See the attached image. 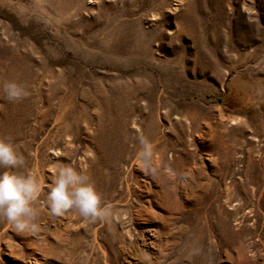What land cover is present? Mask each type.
Here are the masks:
<instances>
[{"label":"rangeland","instance_id":"obj_1","mask_svg":"<svg viewBox=\"0 0 264 264\" xmlns=\"http://www.w3.org/2000/svg\"><path fill=\"white\" fill-rule=\"evenodd\" d=\"M177 2L0 0V82L28 92L0 139L40 189L0 264H264V0ZM53 164L109 217L50 214Z\"/></svg>","mask_w":264,"mask_h":264},{"label":"clouds","instance_id":"obj_2","mask_svg":"<svg viewBox=\"0 0 264 264\" xmlns=\"http://www.w3.org/2000/svg\"><path fill=\"white\" fill-rule=\"evenodd\" d=\"M0 94L9 102L19 101L28 95L25 88L15 81L0 82ZM140 156L151 154V146L145 142ZM23 164L14 145L0 139V219L17 231H34L36 211L32 207L39 192L34 176L18 174L14 169ZM53 176L46 196L47 208L53 216L62 215L72 209L84 219H107L110 209L101 206L100 196L89 177L70 164L51 166Z\"/></svg>","mask_w":264,"mask_h":264},{"label":"bare ground","instance_id":"obj_3","mask_svg":"<svg viewBox=\"0 0 264 264\" xmlns=\"http://www.w3.org/2000/svg\"><path fill=\"white\" fill-rule=\"evenodd\" d=\"M177 1H178L177 3L180 4L182 0H177ZM57 153H58V152H57Z\"/></svg>","mask_w":264,"mask_h":264}]
</instances>
